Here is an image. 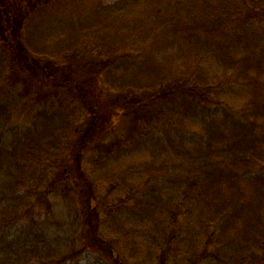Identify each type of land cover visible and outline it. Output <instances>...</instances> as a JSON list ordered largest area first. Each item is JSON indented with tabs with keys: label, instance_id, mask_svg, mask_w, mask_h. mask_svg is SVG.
<instances>
[{
	"label": "trees",
	"instance_id": "1",
	"mask_svg": "<svg viewBox=\"0 0 264 264\" xmlns=\"http://www.w3.org/2000/svg\"><path fill=\"white\" fill-rule=\"evenodd\" d=\"M47 1L0 0V264H264V0ZM23 70L66 102L23 118Z\"/></svg>",
	"mask_w": 264,
	"mask_h": 264
},
{
	"label": "rangeland",
	"instance_id": "2",
	"mask_svg": "<svg viewBox=\"0 0 264 264\" xmlns=\"http://www.w3.org/2000/svg\"><path fill=\"white\" fill-rule=\"evenodd\" d=\"M66 3L69 4L70 8L68 10L71 12L81 9L80 5L77 3L76 0H48L46 2V4L43 5L44 6L43 8H46V10H43V11L40 10L35 16H36V18H38V17H42L45 15V18H48L49 16H46L48 13H50L51 11L57 10L61 6H64V4H66ZM65 10H67V9L65 8ZM43 25H44L43 29L46 31H49V29H47V25L46 24H43ZM90 54H91V48L89 47V49H88V47L86 45H83L82 50H81V56L79 57V59L85 60L87 66L85 68H83L82 70L86 71L89 68L91 70H93L92 67H96V63L93 65H92V63H90L91 58H92V56ZM20 75H21V79L24 80V88L26 89V85L30 87V89L25 90L24 94H23V97H24L23 102L25 105V108L23 109V112L21 115L23 118L26 115L33 113L34 111H36V114H38L37 113L38 107L42 106V104H44L46 107H52V106L55 107L57 104L62 105L66 102L67 98L61 92V91H65V89H63L62 84L60 83L61 80H58L57 82L53 83L52 81L47 80V78H45V77L34 76L31 74L30 71L26 72L24 70L21 72ZM67 109L68 108L65 107V111ZM89 120H90V118H89V114L87 113V110H85V112H84V110L80 109L79 107L69 109V121L72 124H78V125H80L79 127L82 128V126L86 125ZM69 121H67V124H70ZM57 123L64 125V123L62 121H59V122L57 121ZM124 129L127 130L128 126L121 128V130H123V131H124ZM117 134H119V131L117 132ZM114 136H115V134L113 132L107 136H106V133H103V132L100 134L98 145L101 146L100 149L103 152L102 155H104L105 151H107L109 154H112V150H114V148L116 146L124 149L123 147L126 143H121L119 141V139H115ZM64 147H65V144H64ZM91 150L92 149H86V152L87 153L92 152ZM119 152L120 151H118V153ZM124 154H125V152H124ZM124 154H123V157H124ZM62 155L64 156V160H61L60 164H58V165L62 169H67V171H66L67 173H73V175H75L76 166L73 162L74 155L71 154L70 150H65L62 153ZM98 156H99V154H98ZM98 156H97V158L99 159ZM130 161L131 160H125V161H123V163H127V162L129 163ZM88 175H89V173H88ZM63 177H65V176H63ZM62 181L64 183H68L67 179L62 178ZM97 187H99L100 190L102 189V191H99L100 192L99 198L103 199V201L107 202V204H110L111 202L113 203L114 201H116L115 203H117L118 200L120 199L119 198L121 196V194L119 193L120 191L119 192H113L112 195L110 196L109 195L110 191L108 190L109 187L107 188L101 182H97ZM50 198H51V201L54 202V200H53L54 194H50ZM117 206L118 205L116 204V207ZM125 207L126 206L123 205V209ZM109 211H110V209L109 210H103L101 212H98V214L96 216L93 213V216H92V219L94 220V222H93L94 225L99 228L100 234L104 235L106 237H109L110 235L107 233L105 227L100 226L95 221V219L101 216V220L99 221V223L100 224L104 223L106 221V218L108 219ZM118 219H119V221H121L123 219V216H121V217L119 216Z\"/></svg>",
	"mask_w": 264,
	"mask_h": 264
}]
</instances>
